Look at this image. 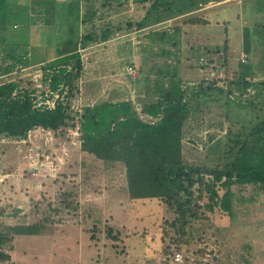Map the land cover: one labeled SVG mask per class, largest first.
<instances>
[{
  "label": "rangeland",
  "instance_id": "1",
  "mask_svg": "<svg viewBox=\"0 0 264 264\" xmlns=\"http://www.w3.org/2000/svg\"><path fill=\"white\" fill-rule=\"evenodd\" d=\"M56 2L45 9L48 18L54 14V23L31 32L39 41L32 54L26 52L20 30L32 27L25 21L28 16L21 17L20 29L10 25L14 20L20 24L18 16L11 18L10 41L0 46V86L14 81L21 90L40 89V67L49 75L75 73L72 54L55 60L51 56L62 46L74 49L83 26V71L67 101L73 111L96 106L101 102L98 94L108 99L114 85L125 90L128 85L127 99H133L139 117L155 123L159 119L144 113L140 104L149 97L158 99L152 82L161 78L170 89L172 78L181 80L187 106L183 159L222 169L239 141L263 119L264 91L257 95L264 87L242 92L230 81L238 58L246 59L250 48L247 65L252 73L247 79L264 83V0H93L85 7L83 25L75 1ZM197 16L207 22L184 24L183 19ZM93 43L96 48L90 47ZM94 64L100 69L96 76L101 88L85 83L95 73L89 70ZM211 82L215 88L210 90ZM85 96H92L91 101ZM44 102L54 109L53 100ZM69 129L54 136L38 128L27 143L0 140V230L38 223L44 227L37 235L7 238L0 251L9 258L0 264H264V192L258 186L232 187V213L202 208L203 218L177 248L175 211L159 199L133 200L125 165L81 150L79 132ZM39 153L61 162L52 164ZM39 159L44 166L34 170ZM175 252L182 254V261L174 260Z\"/></svg>",
  "mask_w": 264,
  "mask_h": 264
},
{
  "label": "trees",
  "instance_id": "2",
  "mask_svg": "<svg viewBox=\"0 0 264 264\" xmlns=\"http://www.w3.org/2000/svg\"><path fill=\"white\" fill-rule=\"evenodd\" d=\"M12 16L6 0H0V29L7 28ZM183 22L185 25L201 26L207 20L197 16L187 17ZM231 52L232 47H228V54ZM247 52L245 61L238 58L235 78L230 81V86H236L240 91L248 87H264L263 82L253 83L247 79L252 73L247 65L251 58L250 48ZM71 56L76 58L75 73L60 70L49 75L43 70L47 78L51 76L53 90L68 86L73 93L70 87L78 88L75 81L81 77L83 62L79 51ZM239 62L246 66L240 69ZM2 70L9 72L8 68ZM180 84L181 80L172 78L169 89L161 78L152 82V90H155L158 99L149 97L140 101L144 113L159 119L150 123L139 117L131 99L121 102H113L111 98L101 99L96 106H88L81 113L73 111L67 101H60L55 109L49 110L36 108L27 89L13 96L19 84L6 83L0 86V139H24L31 129L39 126L59 135L63 130L79 125L81 150L98 160L125 165L128 191L133 200L159 199L175 211L177 218L174 224L180 235L176 246L179 248L192 235L194 224L203 218L202 208L213 212L221 207L232 213V187L235 184L256 185L264 192V117L244 141H239L232 151L231 162L224 169L188 164L183 159L182 147L187 106L183 102L185 93ZM213 87L215 83L211 82L207 89ZM260 90L257 96L264 91ZM239 98L236 99L242 107L243 102ZM248 104L252 105V100ZM201 203H206L205 207ZM43 228L38 223L8 226L0 230V250L11 236L37 235ZM0 257L1 261L9 258L2 251Z\"/></svg>",
  "mask_w": 264,
  "mask_h": 264
},
{
  "label": "crops",
  "instance_id": "3",
  "mask_svg": "<svg viewBox=\"0 0 264 264\" xmlns=\"http://www.w3.org/2000/svg\"><path fill=\"white\" fill-rule=\"evenodd\" d=\"M51 1H55V3H57L56 1H65V0H6L7 5L10 6V8L12 10V15L13 16L17 15L18 16L17 20L20 23V24H18V22H16L14 20L13 25L10 24L11 26L16 27V29H20V27H22V25H23V23L20 22L21 17L25 16V15L28 16V18H27L28 20L25 19V21H28V22L30 21V23H32V25H31L32 27L28 28L26 31H23L22 29H20L23 32V36L21 38L25 39V42L27 41L26 43L24 42L28 48L26 50V52H29L30 54H32L31 52H33L35 50V48H33V47L36 46V44L39 42L34 37V34H35L34 29L36 28V30H37L39 28V26L46 27L47 25H52L55 21L54 14L50 18H48L46 16L48 13V10L45 11V9L49 8V2H51ZM69 1H75L76 4H78V6L80 7V11H81V15H82L81 16L82 17V25H83L84 15L86 13L85 7L87 8V5H89V4L91 5L92 3H90V2H92L93 0H69ZM96 1L98 2L99 0H96ZM15 9H17L18 11L14 12ZM10 25L7 24L6 25L7 28ZM7 28L5 30L0 29V39H2L1 42L3 43L2 45H0L1 47H5V44L8 43V40L10 41ZM80 31H81V34H80L81 40H78L74 49H70L71 46H67V47L62 46L61 50H59L58 52L54 51V53H52L51 60H55L57 58L63 57L64 55H71L77 51H80L81 50V48H80L81 42L83 41L82 40L83 26H82V29ZM31 32H34V34H32ZM90 47L96 48L97 46L94 44V45H90ZM52 49L55 50V48H52ZM42 52L45 53V51H42ZM98 52H102V51H98ZM55 53H57V54H55ZM96 64H98V63H96ZM89 70L95 71V73L90 77V79H88L89 77H87L88 80H86V78H85V80H86L85 83L88 85H91V83H93V84L97 83V85L101 88V86H100L101 83L98 81L99 77L96 76L99 73L98 70H100V69L98 68V66H96L94 64V65H91V67H89ZM103 83L105 85V82H103ZM112 85H114V84H112ZM127 88H128V85L126 86V90H125V87L122 85H118V86L114 85L113 87L110 88L111 91H110L108 99L111 98V101H113V102H121V101L128 100L127 98L130 97L131 93H130V89L129 88L127 89ZM98 95H99L98 101L100 99L104 98V97H100V94H98ZM124 95H125V97H124ZM90 97H92V96H90ZM90 97H88V98L86 97L87 100L91 101Z\"/></svg>",
  "mask_w": 264,
  "mask_h": 264
},
{
  "label": "built area",
  "instance_id": "4",
  "mask_svg": "<svg viewBox=\"0 0 264 264\" xmlns=\"http://www.w3.org/2000/svg\"><path fill=\"white\" fill-rule=\"evenodd\" d=\"M243 61H245V59H242ZM40 69L42 70V71H40V77H39V79H37L40 83L37 85L40 89H38V88H32V89H28V88H26L27 90H29V92H30V96L33 98V102H34V105H35V107L36 108H42V109H49V110H51L52 108H50V107H48V106H45L46 105V103L44 102V101H48V103L50 102V101H52L53 100V103H54V109H55V107H56V105H57V103L58 102H66V101H68V99H70L69 97H68V95H69V93H70V89H69V87L67 86H60L57 90H53L52 89V84H51V77H49V78H47L46 77V79H45V77H44V75H45V72L43 71V69L40 67ZM36 80V81H37ZM14 82V81H13ZM33 84V83H32ZM46 84V85H45ZM25 89H23V90H21V88H19V89H17V91H15V93H14V95L13 96H16L19 92H23ZM37 91L38 92H40V94L42 95V96H38L37 95ZM36 92V93H35ZM56 94V95H55ZM41 97V98H40ZM64 97V100H61L62 98ZM38 99V100H37ZM46 99V100H45ZM39 100H43V103L42 104H40L39 106H38V104H37V102L39 101ZM89 106H92V105H89ZM79 112V111H78ZM79 113H81V112H79ZM38 128H40L42 131H44V132H49L50 133V135H52V133H54V136L56 135V133L54 132V131H51V130H47V129H45V128H43V127H41V126H39V127H35V128H33V129H31L29 132H28V134H27V137L26 138H24V139H15V140H11V139H9V138H2V139H0V140H3L4 142V144H9V143H12V144H20V143H22V142H31V133L33 132V131H35L36 129H38ZM80 127H79V125H77L76 126V128H70L69 130H70V132L72 133V131L73 130H77V132H79V135H80ZM34 135V134H33ZM78 135V136H79ZM45 144V143H44ZM43 144V145H44ZM47 144V143H46ZM0 145H1V143H0ZM81 148V147H80ZM38 150L39 149H41V146L40 147H38L37 148ZM39 152V151H38ZM45 156V157H44ZM64 156L66 157V160H65V162L67 161V158H68V155H67V152L65 151L64 152ZM38 157H40V158H45L46 159V161H51V163L52 164H54L55 162H57V164L58 163H60L61 162V159L60 158H58V157H54L52 154H44V153H39V155H38ZM41 160L42 159H39V161H38V165H37V163H36V167H34V170H38V169H40V168H42L41 166H44V164L41 162ZM182 258H183V256H182V254L180 253V252H176L175 253V256H174V260L176 261V262H179V261H182Z\"/></svg>",
  "mask_w": 264,
  "mask_h": 264
}]
</instances>
